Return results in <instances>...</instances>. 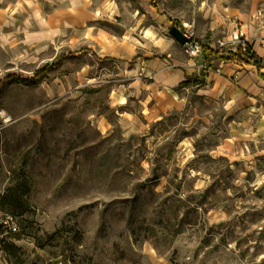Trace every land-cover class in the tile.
Segmentation results:
<instances>
[{
    "label": "rangeland",
    "instance_id": "374dc122",
    "mask_svg": "<svg viewBox=\"0 0 264 264\" xmlns=\"http://www.w3.org/2000/svg\"><path fill=\"white\" fill-rule=\"evenodd\" d=\"M253 2L0 0V82L26 80L0 85V264H264L244 115L202 82L164 103L147 70L204 64L167 17L212 44Z\"/></svg>",
    "mask_w": 264,
    "mask_h": 264
},
{
    "label": "crops",
    "instance_id": "0c3cea01",
    "mask_svg": "<svg viewBox=\"0 0 264 264\" xmlns=\"http://www.w3.org/2000/svg\"><path fill=\"white\" fill-rule=\"evenodd\" d=\"M19 3L22 2L19 1ZM225 13L223 20L225 19L228 24L223 25V29L228 32L233 20L240 23L255 57L259 61L260 74L264 75V26L260 24V21L264 19V0H255L247 12L229 7L225 9ZM156 61L149 64L147 70L154 75L153 85L158 86L156 92L161 91V93L168 94L167 99L163 102L171 103L174 106L179 103V90L176 88L187 77L199 76L200 71H196L193 64L189 62L172 68L167 60L160 62L156 59ZM215 66L220 67V74L214 71L213 73L212 71L207 72L203 83L208 85L209 93H214L218 98L225 97L231 111L242 112L244 135L250 141H255V144H261V153L264 155V80L257 72L256 67L251 65L239 66L234 63H224ZM157 95L160 94L157 92Z\"/></svg>",
    "mask_w": 264,
    "mask_h": 264
},
{
    "label": "built area",
    "instance_id": "2783aa9c",
    "mask_svg": "<svg viewBox=\"0 0 264 264\" xmlns=\"http://www.w3.org/2000/svg\"><path fill=\"white\" fill-rule=\"evenodd\" d=\"M260 24L264 26V19L260 21ZM184 37L187 39V42L182 46L184 52L189 56H196L198 54L202 55V48L198 41L195 39L193 33L188 30H181ZM248 47H250L248 40L246 39V34L243 31L242 26L236 20L231 22V27L227 32L226 36L216 40L212 44H210V48L214 52H219L221 56L228 57L230 54L237 53V49L239 48V55L241 60L234 61L232 63L237 64L239 66L248 65L251 61L250 53L248 52ZM218 65L224 64L223 60L218 61ZM203 64L201 69L204 68ZM252 66V65H251ZM216 73H220V67H216L214 69Z\"/></svg>",
    "mask_w": 264,
    "mask_h": 264
},
{
    "label": "trees",
    "instance_id": "16d2710c",
    "mask_svg": "<svg viewBox=\"0 0 264 264\" xmlns=\"http://www.w3.org/2000/svg\"><path fill=\"white\" fill-rule=\"evenodd\" d=\"M154 7L156 8V6H154ZM167 20L170 23L176 25V27L179 28L180 30H183V26L180 22H177L176 20H172L170 17H167ZM198 43L201 45V48H202V57L204 59V64H205L204 68H202L200 70L199 76L192 75L190 77H187L186 80L178 86V90L181 88H188L190 86H192V87L197 86V88H199L201 86V82L203 83V78L206 75V73L210 70L216 69L215 65L220 60H223L224 63H232L234 61H240L241 60L240 55H239V48L237 49V53L230 54V56H228V57H223L220 55V53L218 51L217 52L212 51L210 48V44L202 43L199 41H198ZM247 50L250 53L251 61L246 62V63H249L248 65H252V66L256 67L257 72L260 74L261 67L259 65V61L255 57L251 47H248ZM63 58L64 57H61L57 64H47L44 67H42L41 69L37 70V72L34 76V79L38 80V79L42 78L50 69L58 67L61 64V61ZM260 76L264 80V75L260 74ZM9 81H26V80H22L15 75H10V76H7L4 80H2L0 82V85H2L3 83H7Z\"/></svg>",
    "mask_w": 264,
    "mask_h": 264
},
{
    "label": "water",
    "instance_id": "95a60500",
    "mask_svg": "<svg viewBox=\"0 0 264 264\" xmlns=\"http://www.w3.org/2000/svg\"><path fill=\"white\" fill-rule=\"evenodd\" d=\"M169 35L180 46H183L187 42V39L184 37L182 31L177 27L170 28Z\"/></svg>",
    "mask_w": 264,
    "mask_h": 264
},
{
    "label": "bare ground",
    "instance_id": "6f19581e",
    "mask_svg": "<svg viewBox=\"0 0 264 264\" xmlns=\"http://www.w3.org/2000/svg\"><path fill=\"white\" fill-rule=\"evenodd\" d=\"M158 92V94H161V91H157Z\"/></svg>",
    "mask_w": 264,
    "mask_h": 264
}]
</instances>
